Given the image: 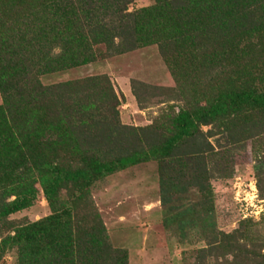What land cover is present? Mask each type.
<instances>
[{"label": "trees", "instance_id": "trees-1", "mask_svg": "<svg viewBox=\"0 0 264 264\" xmlns=\"http://www.w3.org/2000/svg\"><path fill=\"white\" fill-rule=\"evenodd\" d=\"M134 1L0 0V260L11 253L16 264H128L91 189L155 161L162 205L189 188L206 202L200 216L185 208L165 217L166 227L183 239L193 219L202 224L212 237L198 250L203 261L219 251L226 263L243 255L264 264L262 248L246 246V221L230 233L214 229L209 184L225 177L222 141L229 149L264 137V0H154L128 11ZM152 45L183 105L170 104L147 126L121 123L120 96L105 74L39 80L95 62L100 46L109 58ZM133 84L147 85L131 86L144 108ZM258 162L260 180L264 157ZM36 184L50 213L16 222L11 216L33 205Z\"/></svg>", "mask_w": 264, "mask_h": 264}, {"label": "rangeland", "instance_id": "rangeland-1", "mask_svg": "<svg viewBox=\"0 0 264 264\" xmlns=\"http://www.w3.org/2000/svg\"><path fill=\"white\" fill-rule=\"evenodd\" d=\"M153 1L136 0L128 6V11L150 5ZM99 50L100 55H103V46ZM101 56L88 65L40 76L39 80L43 85H50L88 76L107 75L120 96L117 109L121 123L126 125L147 126L169 112L167 106L170 104L183 105L182 100L173 96L175 83L156 45L115 57ZM137 82L147 85L144 87L133 84L144 100V108L137 105L131 92L132 83ZM207 129L208 127H202V130ZM211 141L215 144L212 139ZM230 146L228 149V145L222 141L218 149L225 151V177L214 175L209 180L214 229L230 233L240 228L242 222L249 221L242 223L243 228L247 229L241 231L248 230L251 233L252 241H246V246L250 249L262 248L260 250L264 252V198L261 195L264 194V166L260 180L254 169L259 163L258 158L264 157V137ZM35 188L37 196L33 205L11 216L16 222L36 221L50 213L40 186L36 184ZM90 195L111 245L127 250L128 264L233 262L231 256H226V263L220 257L219 251L217 257H207L204 261L199 257L198 250L205 248L212 237L203 235L202 224L194 222V219L187 225L186 237L183 239L175 225L165 226V217L185 208H192L193 215L198 216V209L206 202L196 188H189L181 199L176 195L167 207L162 205L158 166L155 161L130 166L108 176L92 187ZM253 244L256 246H252ZM243 257L240 255L234 261L237 264H253L256 261L248 256L249 262H245ZM0 264H16L15 256L5 253Z\"/></svg>", "mask_w": 264, "mask_h": 264}]
</instances>
